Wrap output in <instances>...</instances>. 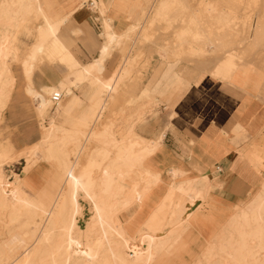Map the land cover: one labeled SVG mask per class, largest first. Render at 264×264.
<instances>
[{"label":"bare ground","instance_id":"bare-ground-1","mask_svg":"<svg viewBox=\"0 0 264 264\" xmlns=\"http://www.w3.org/2000/svg\"><path fill=\"white\" fill-rule=\"evenodd\" d=\"M194 1L54 0L51 2L56 11L51 16L46 14L42 0H0V122L16 83L11 61H18L24 92L41 127L38 143L13 154L11 146L7 152L2 151L4 154L0 152V264H157L163 255L183 245L188 231L197 229V223L201 228L208 223L212 229L214 225L218 227L216 223L223 225L208 238L201 256L190 264H264V178L250 201L237 204L231 214L215 216L211 211H201L215 181L207 175L177 181L184 171L170 167L166 170L168 187L145 220L149 227L141 225L131 235L122 220L126 215L130 222L164 180L163 172L148 164L165 132L151 140L134 130L135 121L142 120L153 105L149 85L135 95L134 86H139V77L142 78L140 70L135 71L140 69L137 63L141 60L136 47L149 40L151 49L157 48L161 59L153 75L175 70L200 89L222 80L247 92L264 94V16L254 29L248 21L238 25L244 16L238 22L235 13L223 9L230 0H200L197 6L192 5ZM83 6L101 18L103 45L98 52L91 49L90 60L84 65L63 68L53 84L37 88L33 83L37 69L45 64L61 68L73 56L69 43L58 34L70 28L69 18ZM134 9L140 22L131 20ZM204 15L208 22L201 20ZM218 16L223 21L217 24L219 19L217 26L212 24L214 29L207 32L206 24ZM34 18L38 22L31 27ZM140 24L144 27L140 28ZM197 24L202 29L200 34L195 33ZM157 26L166 32L152 31ZM252 29L254 37L249 39L246 35ZM26 30L33 41L22 52L19 42ZM72 32L77 38L86 37L79 28ZM132 37L135 42L131 51L115 76H110V58ZM237 37L249 39L247 51L234 48V43L227 44V39ZM134 74L130 89L129 78ZM85 85L92 90L89 104L74 118L72 101L76 97L69 104H64V99L73 93V88ZM129 90L128 104L132 109L128 118L115 121L112 116L106 117L116 95L126 101ZM55 93L62 94L58 102L53 100ZM137 100L143 104L137 106ZM123 105L118 110L129 107ZM212 146L218 148L216 144ZM20 158L26 161L23 173L15 174L10 181L2 163ZM40 159L55 165L56 179L34 190L25 175ZM59 179L62 184L57 186ZM86 204L87 224L80 228L78 220Z\"/></svg>","mask_w":264,"mask_h":264},{"label":"rangeland","instance_id":"rangeland-1","mask_svg":"<svg viewBox=\"0 0 264 264\" xmlns=\"http://www.w3.org/2000/svg\"><path fill=\"white\" fill-rule=\"evenodd\" d=\"M234 1L235 0L233 1L230 0L231 3H226V6H224L223 9H225L227 13H235V15L237 16V21L242 19L240 17L244 16L243 17L244 21L242 20H240V22L238 21L239 22L238 25L241 26L242 25L241 22L243 23V25L244 23L249 22L253 25L255 29V27L258 24L259 19H261V17L264 16V7H263L264 0H262L263 2L261 0H254V1L250 0L251 3L249 2V0H237L235 2ZM252 1H253V4H252ZM199 2L200 0H195L192 3V5L196 4L197 6ZM226 2H229V0H226ZM238 2L240 3V5H238ZM248 2H249V6H248ZM232 6L236 10H233ZM229 9H231L232 11ZM85 10H86L85 15L89 16V21L91 22V24H93L95 31L97 33H100L101 24H100V19L98 17V14L93 12L92 9L87 8ZM228 10L231 12H229ZM136 11L137 10L134 9V12H133L134 14L131 17V20L135 22H140L141 20H139V17L135 14ZM245 15L248 18H245L246 17ZM201 20H205L206 22H208L205 18V15L201 16ZM213 21L214 22L209 21L210 24L209 23L206 24L208 26L205 28V30L208 29L206 30L207 32H211L214 29L212 27V24L214 27H216L217 26L216 22L218 21L217 24H219V22H222L223 20H222V17L221 18L213 17ZM37 22L38 20L34 18L33 25H32V20H31L30 26L33 27L34 25H36ZM140 26H141L140 28L144 27L143 24H140ZM161 27L162 26L154 27L152 28V31H156L157 33L166 32ZM199 27L200 26H198L197 24V29L195 30V33H198V34L201 33L202 29L201 28L199 29ZM254 29H252L251 32L248 35H246L249 37V39H253ZM133 37L132 39L128 41V43L123 47L121 51L118 50V54L114 53V55L110 58L108 65L110 68L113 67L110 70V76L112 77L115 76L122 60L131 51V47L134 45V42H135ZM98 38L101 39V37H98ZM32 39L33 38H31V34L29 30H26L25 32L22 33L21 39L19 42L22 52H24L30 46L31 42L33 41ZM249 39L247 40V39H241V37H237V40L236 39L230 40L229 38L227 39L228 40L227 44L230 43L229 45H231V43H234L232 44L234 45V48L236 49L240 48L242 49V51H247L248 48L250 47L249 45L251 44ZM170 42L171 40L170 41L167 40V43H170ZM151 46L152 45L150 41L148 40L144 44L142 43L141 46H139V48L136 47V50H138V53L140 54L141 60L138 61L137 63V67H139L140 69H135V71L140 70L142 74V78L139 77L138 82H140V85L134 86L136 90L135 95H137V93L140 92L142 88L145 87L146 85H149L150 87H152L154 82L160 77L156 74L153 75V73H154V69L156 65L160 62L161 58L156 54L157 48L153 47V50H152ZM81 59L85 62L89 61L88 60L89 58L83 55L81 56ZM146 59L148 61H145ZM11 69L13 71V75L16 78V83H15V86L12 92L11 101L8 103V107L4 110L2 121L0 122V152L2 154L7 152L9 146H11L14 149L10 152V154H13L14 151L15 153H17L20 150H22L24 147H29V146L34 145L35 143H38V141H40V138H41V127L39 125L40 122L33 112L32 102L30 101V99L27 97V95L24 92L25 82H24V77L22 75L20 62L18 63V61H11ZM62 70L63 68L52 67L47 64L42 65L41 69H38L35 73V76H34L35 85L39 88L41 85L47 84L55 80L59 72ZM169 73L166 76H164L163 79H161V81H164V84L168 83V78H169V82H173L175 79H177L175 77L177 74L175 70L169 71ZM135 77H136V74H134L133 76L129 78V80H131V82L128 84L130 89L132 87L131 85ZM186 80L188 81V78ZM189 82L193 83L192 81H190V79H189ZM213 90L214 88L208 87V85H206L205 88L204 87L201 88V93L196 95L193 89H190L185 99H183L181 103L176 105L174 108H172L171 106H173V104L179 98V96L177 95V92L170 98V103H173L171 104V106L164 99H162L163 100L162 101L161 97L158 94H156L155 91L150 92V96L152 99L151 102H153V105L150 106L149 111H146V113L143 116L144 118L142 120L135 121L134 130L137 134L142 135L146 138H158L164 131H166V135L164 139L162 140L160 149L156 152L154 157L151 159V163L153 167L157 169H163V172H164L163 179L164 180L161 183V185L156 188V190L155 189L153 190V192L151 193L153 195L152 198L142 204L140 211H142V209L146 207L145 209L146 212L144 211L137 212L134 218H132L130 222L126 220L127 219L126 215L122 216V220L127 226L129 233L131 235L136 234L137 229H139L141 225L149 227L148 221H146L145 223V219L148 216V213L150 212V210L154 208L157 205V203L160 201L163 193L166 191V188L168 187L169 179L166 175V170L168 168L183 167L185 169H191V171L189 172L187 171L184 172L177 179V181H182L188 178L197 179V172L194 171L192 167L194 165L193 163L195 162L194 160L195 149L192 146H190V143H188V141L196 135H199V136L204 135L202 136L203 138H206L205 135L209 137H214L215 132L218 131L217 127H214L215 130L211 132V128H213L211 124L214 123L215 126L217 125V120L214 119L215 112L210 110L211 93H212L211 91ZM128 94H129V97L124 94L126 98L128 97L126 101H124L123 98L118 99L117 98L118 95H116V98H114L111 101L110 105L107 108L106 117L112 116L115 121H120V119L123 117L126 118L125 114L127 113V108H129L127 106H129L130 104L128 103L131 102L130 101L131 100L130 90ZM257 100L262 103V100L260 98L257 97ZM140 101L141 100H137V103H138L137 106L138 105L141 106L143 104V101H141L142 103ZM112 102H113V105H112ZM123 104H126V107H127L126 110L124 111L123 109L118 110L120 107L125 106ZM173 111H175L176 114H174L173 118H171L170 114ZM219 113L220 112H218L217 115H219ZM253 113L254 111H250L249 116L250 114H253ZM163 141H164V145H163ZM165 144L167 145L165 146ZM5 147L7 149H5ZM244 147L245 145L238 148V150L242 151ZM165 148H167L168 151ZM2 151H5V152H2ZM10 160L11 159H6L5 161H3L2 168H3L4 173L10 179V181H12L14 179L15 174H18L20 176L22 175L23 170H24L23 166H25L26 161L24 158H20L19 160H11V161ZM83 160H85V158L82 159V164L84 163ZM54 168H55V165H53V163L48 162L44 159L42 160L40 159L38 164H35V166H32L29 169V171L25 175V179L27 180L30 187H32V189L34 190L39 189L43 185H46V186L51 185L53 179H56L55 175L53 174ZM61 184H62V181L61 179H59L57 186H60ZM57 186L55 185V188L53 189V191L55 192L57 191ZM85 208H86L85 213L82 215V217L80 216L78 220V225L80 228H85L87 224V219H88L87 204ZM203 212L205 214L209 213V211L208 212L203 211ZM216 224L218 225V227L214 225L212 229L210 227H207V226H210V224L208 223L202 224V226L204 225L202 228L197 223V229L188 231V237L184 239L185 241L183 245L174 253L163 255L159 259L157 264H190L196 261L197 258L200 257L202 252L205 250L208 238L218 233V231L220 230V226L223 225L222 223H216ZM95 237L96 236H94L93 238Z\"/></svg>","mask_w":264,"mask_h":264},{"label":"crops","instance_id":"crops-1","mask_svg":"<svg viewBox=\"0 0 264 264\" xmlns=\"http://www.w3.org/2000/svg\"><path fill=\"white\" fill-rule=\"evenodd\" d=\"M42 1L45 2L44 8L46 14L54 16L56 11L55 3L53 4L51 2L54 0ZM86 7L90 9L88 6H83L73 12L72 16L68 20V23L71 24L70 28H64L58 34V36H61L65 39L64 41H67L69 43L70 50L73 53V56L70 57V60H67L61 68L75 69V67L78 65H84L87 62L83 61L81 59V56H86L89 58L88 60H90L89 52L91 51V49L93 52H98L103 45V37L101 36V33L103 32L102 20L98 16L101 26L100 33H97L93 24H91V22L89 21V16L85 15V9H87ZM75 28L81 29L86 37L77 38V36L72 32ZM98 37H101V39H99ZM35 73L33 75L34 85ZM168 73L169 72L162 74L154 82L153 86L150 89V92L155 91L156 94L161 97V100L164 99L170 106L171 104H173L170 103V98L177 92L179 98L173 104V106H171L172 108L181 103L190 89L193 88V91L196 95L201 93V89L195 84L187 81V78L185 76H182L180 72H177L175 76L177 79H175L173 82H169L168 78V83L172 85L168 83L164 84V81H161V79H163L164 76H166ZM218 82H220L221 84ZM50 83L53 84L54 80L41 86L43 87L46 85H50ZM229 83L230 82L228 81L220 80L216 82H210L208 84V87L214 88V90L216 91L215 92L213 90L215 93L211 91L212 93L210 104V110L215 112L214 119L217 120L216 126L214 125V123L211 124V126L213 127L211 128V132L215 130L214 127H217L218 130L215 132L214 137L205 135L206 138H203L202 136L204 135H196L188 141V143H190V146L195 149V162L193 163L194 165L192 167L194 171H197V179H200L202 176L207 175L211 180L215 181L214 187L210 191V199L201 206V211H211L215 216L231 214L233 213V208H235L237 204L239 205L241 203L250 201L252 197L260 190L261 183L264 178V94L262 95V93L259 92H252V94L232 83ZM41 86L39 88H41ZM91 91L92 90L89 85L73 88V93H71L69 97L64 99V104H69L73 100V97H76V100L72 101V117H78L80 112L86 106H88L89 95ZM257 97L262 100V103L257 100ZM131 109L132 108L130 106L129 108H127V113L125 114L126 118H128ZM250 111H254V113L250 114L249 116ZM218 112H220L219 115H217ZM174 114H176L175 111L170 114L171 118H173ZM164 132L166 135V131ZM147 139L156 140L157 138ZM214 144L218 145V148H213L212 145ZM166 145L167 144H165V146ZM244 145V149L242 151H239L238 148ZM159 149L160 147L157 149V151ZM165 149L168 151L167 148ZM154 155L150 158L148 166L153 170H160L163 172L162 169L153 167L151 159L154 157ZM178 168H180L181 170H185V168L183 167ZM186 171L189 172L191 171V169H186L184 172ZM156 188L154 189L156 190ZM152 196V194L148 196L145 202L150 200ZM145 209L146 207L143 208L142 211L146 212ZM152 209L150 210V212L152 211ZM198 213L199 211L197 210V214Z\"/></svg>","mask_w":264,"mask_h":264},{"label":"built area","instance_id":"built-area-1","mask_svg":"<svg viewBox=\"0 0 264 264\" xmlns=\"http://www.w3.org/2000/svg\"><path fill=\"white\" fill-rule=\"evenodd\" d=\"M61 98H62V94L55 93V94L53 95V100H54L55 102H58Z\"/></svg>","mask_w":264,"mask_h":264}]
</instances>
